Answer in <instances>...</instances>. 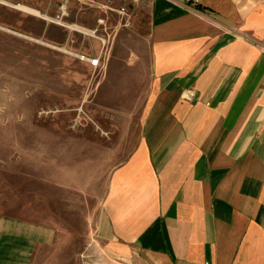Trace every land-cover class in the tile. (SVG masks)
<instances>
[{"label":"crops","instance_id":"crops-1","mask_svg":"<svg viewBox=\"0 0 264 264\" xmlns=\"http://www.w3.org/2000/svg\"><path fill=\"white\" fill-rule=\"evenodd\" d=\"M0 7L21 13L0 14V34L87 62L104 104L76 126L70 107L47 125L21 112L10 141L0 127V264L68 263L89 237L124 263L264 264V0H86L64 26L56 0ZM77 27L95 52L74 46Z\"/></svg>","mask_w":264,"mask_h":264},{"label":"rangeland","instance_id":"rangeland-1","mask_svg":"<svg viewBox=\"0 0 264 264\" xmlns=\"http://www.w3.org/2000/svg\"><path fill=\"white\" fill-rule=\"evenodd\" d=\"M74 12H76V10ZM0 14H3V18L8 19L9 22L13 21L12 25H16L14 24L15 14H19L20 16L21 13L16 10L14 11V9L9 12L0 7ZM34 15L37 16V14ZM142 15L138 25L144 30L147 26V17L145 13ZM125 19L128 18L118 17L116 20L120 26V30L131 28L130 23L128 26L124 27L126 23ZM43 25L44 24L41 22L30 21L26 27L33 33H39L45 26ZM111 29L112 28H109L108 31L110 32ZM67 30L68 32H75L69 28ZM76 30L80 31L83 35L77 32V38H74V46L81 52L84 50H88L91 53L95 52V47L90 44L91 40H89L88 37L86 39L83 38L84 35L91 36L92 34L81 30L79 27H77ZM65 32L64 29L60 28L59 31L55 33V41L64 43L67 39ZM72 36L73 34L69 35V41ZM92 40L95 41V39ZM107 40L106 38L104 47L107 46ZM42 42L43 43L0 34V85L2 84V86H0V95L2 96L0 104L2 107L0 111V127L9 126L8 141L11 140L10 127L15 125V117L18 114L21 116V112L25 114V118L29 119L31 112L36 110V112L38 111L41 113V120L38 121V124L47 125L48 115L52 116V111H57L56 108L58 106L70 107L71 109L77 110V112L73 115L76 118L68 120V123L69 125L76 126V123L80 121L76 116L77 114L78 116L82 114V117L86 118L87 115L92 114L91 112L99 110V105H104L95 102L97 98H100L98 88L95 87L97 80L95 75L97 71L93 70L90 75L89 67L86 65L87 62L77 58H64L60 53L48 47L49 44L46 38H44ZM77 54L80 53L77 52ZM91 55L92 54L83 56L89 59ZM48 63L51 64V67H55V80L66 78L67 87H56V90H54V88L48 86L50 72ZM51 74L53 77V72H50V77ZM88 75L90 78L87 82L86 79ZM4 91L6 93H4ZM4 94L7 95L6 111H4ZM85 100L88 101L86 102ZM81 101L83 102L81 103ZM88 120L92 121V123L97 122L95 119H87V122H89ZM75 251L71 261L64 264H132L129 262H118L116 259L111 258L107 254L105 248L101 247L91 237L87 238L86 242L82 243Z\"/></svg>","mask_w":264,"mask_h":264},{"label":"built area","instance_id":"built-area-1","mask_svg":"<svg viewBox=\"0 0 264 264\" xmlns=\"http://www.w3.org/2000/svg\"><path fill=\"white\" fill-rule=\"evenodd\" d=\"M82 1H86V0H56L58 16H57L55 22L59 25L64 26L63 22H64V19H66L68 17V8H69L70 3L75 2L77 4H80V2H82ZM116 1H122V0H88V2H92V3H95V2L98 3L99 2L101 9H103L105 11H113L112 4ZM24 10L28 11L29 9L25 7ZM116 13L121 18H127V16H128L127 10L123 5L119 6L116 9ZM125 21H126L125 26H127L128 20L125 19ZM97 22L99 25H102L103 19H99ZM98 40L102 44L105 43V40L102 38H99ZM88 61L91 63L92 66H94V67L97 66L98 59H88ZM78 111L81 112L80 110H78Z\"/></svg>","mask_w":264,"mask_h":264},{"label":"bare ground","instance_id":"bare-ground-1","mask_svg":"<svg viewBox=\"0 0 264 264\" xmlns=\"http://www.w3.org/2000/svg\"><path fill=\"white\" fill-rule=\"evenodd\" d=\"M24 10V9H23ZM29 11V10H28ZM31 13H33V14H37L36 12H31Z\"/></svg>","mask_w":264,"mask_h":264}]
</instances>
